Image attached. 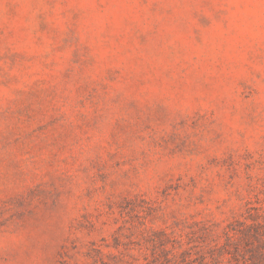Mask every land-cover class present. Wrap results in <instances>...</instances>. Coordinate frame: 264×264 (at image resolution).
<instances>
[{
  "label": "rangeland",
  "instance_id": "rangeland-1",
  "mask_svg": "<svg viewBox=\"0 0 264 264\" xmlns=\"http://www.w3.org/2000/svg\"><path fill=\"white\" fill-rule=\"evenodd\" d=\"M0 264H264V0H0Z\"/></svg>",
  "mask_w": 264,
  "mask_h": 264
}]
</instances>
